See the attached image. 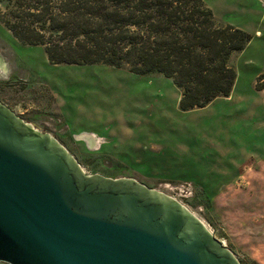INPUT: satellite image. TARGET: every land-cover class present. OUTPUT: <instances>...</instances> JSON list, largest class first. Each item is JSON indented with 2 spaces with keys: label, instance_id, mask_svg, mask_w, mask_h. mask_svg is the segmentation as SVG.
Wrapping results in <instances>:
<instances>
[{
  "label": "rangeland",
  "instance_id": "rangeland-1",
  "mask_svg": "<svg viewBox=\"0 0 264 264\" xmlns=\"http://www.w3.org/2000/svg\"><path fill=\"white\" fill-rule=\"evenodd\" d=\"M204 1L219 24L252 37L230 59L228 98L181 112L180 91L162 75L50 65L42 47L0 23V103L87 175L131 178L174 198L240 264H264V0Z\"/></svg>",
  "mask_w": 264,
  "mask_h": 264
},
{
  "label": "water",
  "instance_id": "water-1",
  "mask_svg": "<svg viewBox=\"0 0 264 264\" xmlns=\"http://www.w3.org/2000/svg\"><path fill=\"white\" fill-rule=\"evenodd\" d=\"M0 264L240 263L180 202L131 178L87 175L0 103Z\"/></svg>",
  "mask_w": 264,
  "mask_h": 264
},
{
  "label": "trees",
  "instance_id": "trees-1",
  "mask_svg": "<svg viewBox=\"0 0 264 264\" xmlns=\"http://www.w3.org/2000/svg\"><path fill=\"white\" fill-rule=\"evenodd\" d=\"M0 23L20 44L42 47L50 65L162 75L180 91L181 112L230 96V59L252 39L219 24L204 0H0Z\"/></svg>",
  "mask_w": 264,
  "mask_h": 264
},
{
  "label": "bare ground",
  "instance_id": "bare-ground-1",
  "mask_svg": "<svg viewBox=\"0 0 264 264\" xmlns=\"http://www.w3.org/2000/svg\"><path fill=\"white\" fill-rule=\"evenodd\" d=\"M3 67V63L0 62V69H4Z\"/></svg>",
  "mask_w": 264,
  "mask_h": 264
},
{
  "label": "crops",
  "instance_id": "crops-1",
  "mask_svg": "<svg viewBox=\"0 0 264 264\" xmlns=\"http://www.w3.org/2000/svg\"><path fill=\"white\" fill-rule=\"evenodd\" d=\"M212 11V10H211Z\"/></svg>",
  "mask_w": 264,
  "mask_h": 264
}]
</instances>
